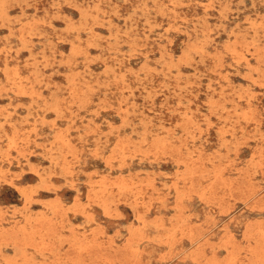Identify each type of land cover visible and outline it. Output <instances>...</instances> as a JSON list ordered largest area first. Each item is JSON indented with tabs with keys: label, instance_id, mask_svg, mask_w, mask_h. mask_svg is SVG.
I'll return each mask as SVG.
<instances>
[{
	"label": "rangeland",
	"instance_id": "obj_1",
	"mask_svg": "<svg viewBox=\"0 0 264 264\" xmlns=\"http://www.w3.org/2000/svg\"><path fill=\"white\" fill-rule=\"evenodd\" d=\"M0 264H264V0H0Z\"/></svg>",
	"mask_w": 264,
	"mask_h": 264
},
{
	"label": "bare ground",
	"instance_id": "obj_2",
	"mask_svg": "<svg viewBox=\"0 0 264 264\" xmlns=\"http://www.w3.org/2000/svg\"><path fill=\"white\" fill-rule=\"evenodd\" d=\"M95 9H97L96 7H95ZM94 9V10H95ZM97 11V10H96ZM109 16V15H108ZM84 19V18H83ZM96 20V19H95ZM110 22V21H109ZM82 26V25H81ZM86 26V25H85ZM130 29H132V28H130ZM65 30V29H64ZM73 31V30H72ZM87 32V31H86ZM90 32V31H89ZM85 33V32H84ZM115 37V36H114ZM90 43V42H89ZM90 45H91V43H90ZM94 48V47H93ZM97 48V47H96ZM72 49V48H71ZM162 64V63H161ZM106 74V73H105ZM138 75V74H137ZM120 76H122L121 74H120ZM114 77V76H113ZM180 89V88H179ZM167 135V134H166Z\"/></svg>",
	"mask_w": 264,
	"mask_h": 264
}]
</instances>
